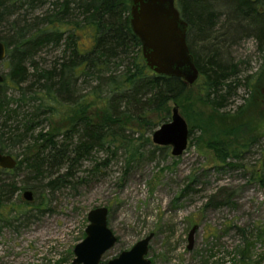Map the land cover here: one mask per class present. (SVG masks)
Here are the masks:
<instances>
[{
    "label": "trees",
    "instance_id": "1",
    "mask_svg": "<svg viewBox=\"0 0 264 264\" xmlns=\"http://www.w3.org/2000/svg\"><path fill=\"white\" fill-rule=\"evenodd\" d=\"M175 5L187 24L186 44L199 71L194 83L199 102L219 112L238 87L245 88L250 98L233 121L255 99L263 105L264 0H175ZM44 7L39 15H27ZM248 39L261 63L255 73L240 77L232 48ZM0 43L9 68L0 84V153L16 160L13 170L0 169L4 225L12 213H27L26 207L41 210L46 189L80 184L83 179L75 171L92 162L96 152L117 156L120 151L125 168L136 163V142L144 130L166 123L168 104L190 89L181 79L146 67L130 26L129 0H0ZM48 48L60 56L48 69L39 68L35 59ZM7 81L17 98L6 93ZM44 120L47 129L41 127ZM260 130V136L245 139L231 129L228 140L216 147L238 158L241 149L264 139V123ZM25 191L32 192L31 203L21 199Z\"/></svg>",
    "mask_w": 264,
    "mask_h": 264
},
{
    "label": "rangeland",
    "instance_id": "2",
    "mask_svg": "<svg viewBox=\"0 0 264 264\" xmlns=\"http://www.w3.org/2000/svg\"><path fill=\"white\" fill-rule=\"evenodd\" d=\"M59 56L58 50L48 48L35 62L48 69ZM232 56L239 63L240 77L255 73L261 63L251 39L234 46ZM8 72L7 63L0 62V74L7 77ZM7 82L6 93L17 98ZM200 95L194 84L183 99L168 104L167 122L177 108L190 132L182 155L173 157L170 147L152 143V134L160 126L144 130L136 142L139 160L128 168L120 151L117 156L96 152L92 162L77 167L76 176L83 179L80 184L46 189L41 210L26 207L27 213H12L9 224L0 222V264H71L75 245L85 238L87 213L98 207L108 209L107 225L117 238L103 255L104 263L151 235L146 255L150 264H264V184L260 182L264 139L244 149L235 145L243 151L238 158L216 147L217 142L228 140L225 135L234 128L240 138L260 136L264 104L255 99L233 121L235 112L250 98L245 88L238 87L219 112L201 104ZM47 125L44 120L41 127L47 129ZM224 154L226 158L221 159ZM96 163L97 172L93 171ZM193 226L197 230L188 251L187 236Z\"/></svg>",
    "mask_w": 264,
    "mask_h": 264
},
{
    "label": "water",
    "instance_id": "3",
    "mask_svg": "<svg viewBox=\"0 0 264 264\" xmlns=\"http://www.w3.org/2000/svg\"><path fill=\"white\" fill-rule=\"evenodd\" d=\"M130 26L141 44L142 58L146 67L156 75L181 79L192 86L199 78L193 57L186 44L187 24L181 19L175 0H129ZM6 58V48L0 43V62ZM4 81L0 74V84ZM188 126L177 108L172 109L169 122L162 124L152 134V143L159 147H170L171 155L178 157L188 145ZM16 160L11 155L0 153V169L13 170ZM23 201L31 203L30 191L22 194ZM108 209L98 207L87 213L85 238L75 245L71 264H150L146 257L152 236L137 242L130 250L102 262L103 255L117 242L107 225ZM197 226L187 236V250L193 247Z\"/></svg>",
    "mask_w": 264,
    "mask_h": 264
},
{
    "label": "flooded vegetation",
    "instance_id": "4",
    "mask_svg": "<svg viewBox=\"0 0 264 264\" xmlns=\"http://www.w3.org/2000/svg\"><path fill=\"white\" fill-rule=\"evenodd\" d=\"M4 170V169H3Z\"/></svg>",
    "mask_w": 264,
    "mask_h": 264
}]
</instances>
